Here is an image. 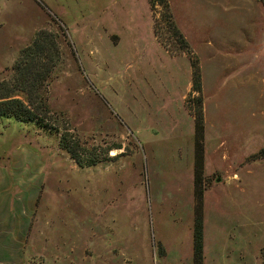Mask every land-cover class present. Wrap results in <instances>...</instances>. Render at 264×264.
Masks as SVG:
<instances>
[{"label": "rangeland", "instance_id": "rangeland-1", "mask_svg": "<svg viewBox=\"0 0 264 264\" xmlns=\"http://www.w3.org/2000/svg\"><path fill=\"white\" fill-rule=\"evenodd\" d=\"M161 1L0 0V81L41 30L59 55L50 128L0 119V179L45 174L0 264H193L196 178L203 264H264V0Z\"/></svg>", "mask_w": 264, "mask_h": 264}, {"label": "trees", "instance_id": "trees-1", "mask_svg": "<svg viewBox=\"0 0 264 264\" xmlns=\"http://www.w3.org/2000/svg\"><path fill=\"white\" fill-rule=\"evenodd\" d=\"M160 4L167 7L165 0H162ZM50 38L51 35L46 31H39L31 44L19 51L18 58L14 62L12 77L7 81H0V119H12L24 124L33 123L40 128H50L43 123L48 109L42 98V88L59 57L55 41ZM44 54L48 55L46 64L41 63ZM19 94L25 95L26 101L18 98ZM197 126L196 130L200 137L198 144H201L203 129L201 124ZM65 140V137L59 139L60 148L65 150L71 158L77 159L75 149L66 145ZM197 148H200L202 152V147L197 146ZM78 163L81 164L80 161ZM94 165L93 160L86 163V167ZM198 181L199 179L196 178L194 182L193 264H203L204 261L202 190Z\"/></svg>", "mask_w": 264, "mask_h": 264}, {"label": "crops", "instance_id": "crops-1", "mask_svg": "<svg viewBox=\"0 0 264 264\" xmlns=\"http://www.w3.org/2000/svg\"><path fill=\"white\" fill-rule=\"evenodd\" d=\"M30 161L33 164L34 160L25 151H18L11 161L13 178L9 179L6 173V176L0 179V234L2 236L21 237L24 230L28 228L34 203L39 196L40 184L45 179V174L40 169L41 163L36 171L24 167V164ZM18 223L21 226L18 227L19 229L16 228L15 233L12 234V228L17 227ZM5 248L6 246L1 243V254L6 253Z\"/></svg>", "mask_w": 264, "mask_h": 264}]
</instances>
